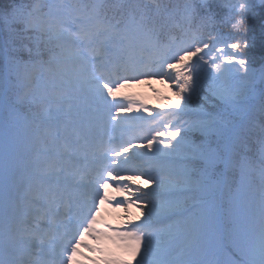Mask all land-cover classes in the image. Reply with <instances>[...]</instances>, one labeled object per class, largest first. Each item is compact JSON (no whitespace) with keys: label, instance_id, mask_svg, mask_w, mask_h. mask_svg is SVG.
<instances>
[{"label":"snow or ice","instance_id":"snow-or-ice-1","mask_svg":"<svg viewBox=\"0 0 264 264\" xmlns=\"http://www.w3.org/2000/svg\"><path fill=\"white\" fill-rule=\"evenodd\" d=\"M223 9L236 42L213 37L231 51L212 58L202 82L177 69L181 112L192 118L156 150L155 187L136 190L137 200L151 197L144 222L109 239L125 242L136 264H264V58L249 54L248 37L251 15L264 49V0H0V264L74 257L79 229L94 231L99 195L84 211L71 140L103 119L104 90L113 94L107 65L155 48L169 27H213ZM106 264L131 262L109 256Z\"/></svg>","mask_w":264,"mask_h":264},{"label":"rangeland","instance_id":"rangeland-1","mask_svg":"<svg viewBox=\"0 0 264 264\" xmlns=\"http://www.w3.org/2000/svg\"><path fill=\"white\" fill-rule=\"evenodd\" d=\"M202 45V41L189 38L179 46L178 52L183 55L182 49L191 48L192 51H195L197 46L202 47ZM221 50L231 51L229 48L214 49L210 46L208 49H203L197 56H186L183 61H180L177 55L172 59L165 58L160 62L159 67L151 69L146 76H136L135 68L139 66H135L134 70L132 69L129 75L123 79L117 78L113 82H108V86L113 88V94L109 96L107 89L104 90L108 103L103 107V119L97 124H101V129L104 130L107 137L113 139L116 144H125V146H121L117 153L114 151L112 154L109 150L111 154L107 157V162L103 163L106 169L102 168V170L108 183L96 184L99 198L95 199V210L90 217V219L95 218V223L92 225L94 231L88 234L84 228L79 229L80 235H76L74 238L78 240V243L73 245L76 247V253L71 260H68L71 261V264H81L80 258L90 252L92 257L96 256L92 262L94 264L97 258L101 260L97 264H106V258L109 256H116L130 261L131 264H136L139 255L133 258L124 248L125 242L112 240L109 237H115L116 230L121 233L126 229L131 231L133 225L144 222L147 216V200L151 197L137 200V196L141 195V192L150 193V190L155 187V182L149 181L148 176L156 175L154 161L159 156L156 150L164 149L165 145L175 143V140L179 139L182 134L178 133L175 139L169 135V130L176 131L174 125H179L182 122L173 123L169 121L170 116H167L168 125L161 123L164 118L162 114L174 107L179 92L175 88L182 83L176 79L177 69H180L184 75H187L188 70H191L193 80L202 82L212 72L210 66L212 58L220 55ZM201 55L209 61V64L199 60ZM96 59L103 58L97 57ZM169 63L174 67L169 68ZM188 66H191L190 69ZM126 77L134 78L126 79ZM101 86H103V82ZM194 102L196 101L194 100ZM159 115L163 117L159 118ZM110 116L115 119H110ZM145 124L147 127L150 126V130L145 131L143 128ZM149 143L153 145L152 148L148 147ZM124 148H127L128 151L125 152ZM81 151L83 152V149ZM79 153H75L76 156ZM79 180L83 181V179ZM82 185L83 183L80 182L79 186ZM137 189H140L141 192H137ZM84 195H89V191L85 187L78 193V197ZM90 195V199L94 197L93 194ZM87 198L89 199V197ZM116 198L123 200L121 204H114ZM86 202L88 205V200ZM39 223L42 228L49 226L44 221ZM109 227L112 228V231L108 235L105 232ZM101 231L108 240L105 247L107 251L98 247V234ZM127 243L133 242L128 241ZM95 249H100V251ZM142 250L143 245H141ZM68 252L67 257L72 256L70 249Z\"/></svg>","mask_w":264,"mask_h":264},{"label":"trees","instance_id":"trees-1","mask_svg":"<svg viewBox=\"0 0 264 264\" xmlns=\"http://www.w3.org/2000/svg\"><path fill=\"white\" fill-rule=\"evenodd\" d=\"M218 11H219V14L217 16V23L213 27H210L208 29H203L196 34H193L192 32H184L180 28H177V27H169L165 29V31L161 34L159 38L158 45L155 48L148 47L151 49L150 57H151V54L153 55V53H155L156 55L157 50L159 52H161L162 50V55L163 54L165 55L169 51L170 52L169 55L174 56V54H176V52H178L179 50L178 47H175V46L182 44L186 39H189V38L196 37L203 43H209V45L213 47L214 49H218L219 47L225 48L224 43H218V44L214 43L213 37L216 36L217 34H219L223 38V41L226 43L230 44L232 42H236L235 40L231 39V34L235 32V30L231 27V24L222 22L224 16L227 15L228 10L223 9V10H218ZM260 36H261V30L253 26V17L249 15L248 37L252 41V45H250V49H249V54L257 57L258 59L264 58V49L257 50L255 47L256 41L260 38ZM140 52H141L140 49H137L134 51V53H140ZM175 89L176 91H179V86ZM181 95L186 96V93H181ZM184 103H185L184 100L176 96L175 103L173 105L174 107L170 109L171 111L168 109V111L162 114L164 115V118L163 120H161V123L168 125L167 124L168 119L166 118L167 116H170L169 121H172L173 123H179V122H183L185 120L191 119L193 115L192 113L185 114L181 112V109L183 108ZM177 113H179L180 115L177 116L176 115ZM162 115H159V118ZM159 118H156V119L158 120ZM101 128H102L101 124H96L90 132L83 134L82 139L77 141L73 137L71 140V143L73 145V151L76 154L79 152L83 153L81 149L89 147L88 144H89L90 137L92 136L93 132L99 131L101 130ZM143 128L145 129V131L150 130V126L147 127V124H145ZM80 153L78 155H81ZM76 154L71 157V163H70V167L73 168L74 170H75L76 159L79 157L78 155L76 156ZM256 182L257 184L259 183L258 178Z\"/></svg>","mask_w":264,"mask_h":264}]
</instances>
